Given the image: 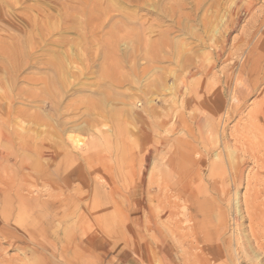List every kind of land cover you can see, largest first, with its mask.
<instances>
[{"label": "rangeland", "instance_id": "obj_1", "mask_svg": "<svg viewBox=\"0 0 264 264\" xmlns=\"http://www.w3.org/2000/svg\"><path fill=\"white\" fill-rule=\"evenodd\" d=\"M262 110L264 0H0V130L54 155L0 163V264H264Z\"/></svg>", "mask_w": 264, "mask_h": 264}, {"label": "bare ground", "instance_id": "obj_2", "mask_svg": "<svg viewBox=\"0 0 264 264\" xmlns=\"http://www.w3.org/2000/svg\"><path fill=\"white\" fill-rule=\"evenodd\" d=\"M258 109V108H257ZM235 110V109H234ZM232 111V110H231ZM261 116L264 120V110L261 111ZM1 125V124H0ZM253 125V124H252ZM7 126V125H6ZM2 127H5V126H2ZM255 127V126H254ZM6 128V127H5ZM248 130V129H247ZM246 130V131H247ZM259 131V130H257ZM260 133V132H259ZM71 136V135H70ZM255 139V138H254ZM25 140H27L25 138ZM25 140H22V141H25ZM69 141L71 142V144L73 145V147L77 148L80 144V141L79 139H76L75 137H69ZM8 143L12 146V152L7 154V155H3L0 153V163L1 162H13L15 161V166H12V168L14 169V167H16L17 163L19 162V169L20 167L21 168H25L26 166H31L33 165L35 168H38L40 165H41V162H43V159H46V160H50L51 162L53 161L54 159V155L53 154H49L47 149L44 147L43 143L38 145L36 142H34V140H31L30 141H27V142H19L17 140H15L14 136L10 135L9 133L5 132L4 129H1L0 130V143ZM253 144H257V143H253ZM262 145V144H261ZM253 146V145H252ZM260 146V145H259ZM261 148V147H260ZM258 148V149H260ZM257 149V148H256ZM257 149V150H258ZM256 150V152H257ZM131 151V150H130ZM250 151V149H249ZM254 155V153H253ZM258 155V153H257ZM256 155V157H257ZM252 157V156H251ZM255 157V156H253ZM252 157V158H253ZM255 159V158H254ZM258 159V158H257ZM256 160V159H255ZM45 162V161H44ZM261 162V161H258V163ZM8 164V163H7ZM262 164V163H261ZM7 166V165H6ZM263 166H264V162H263ZM262 166V167H263ZM11 168V169H12ZM32 168V167H31ZM264 168V167H263ZM28 169V168H27ZM25 170V169H24ZM32 170V169H31ZM45 170V169H44ZM46 174H49L50 176V180H43V177H38V179L41 181L42 185L44 187H51L52 190H48L49 191L48 193H46V195L49 197V198H55L57 199L60 198V197H63V198H67L69 199L68 197V193H69V190L70 188L72 187L71 183L64 177L62 178V183H59L57 182V179L51 175L49 173V169H46ZM11 174V173H10ZM30 175L32 174L31 172L29 173ZM29 174H23L21 176V178H18V177H14L12 179V182L10 186L7 187L8 191L7 193H4V196L6 197L8 192L10 193H14V196H15V199L14 201L11 203L10 200H7L5 201V204H4V208H2V210L4 209L5 211H3L1 213V216L4 218V220L6 222H9L10 219L13 217V214L16 210H19L21 208H24L26 209V212L28 213L29 210L27 211V208H25V202L23 201V199L21 198V191L23 189V186L26 185L27 181L29 180ZM34 174V173H33ZM36 174V173H35ZM34 174V175H35ZM16 175V174H15ZM11 176V175H10ZM42 176V174L40 175ZM32 178V176H30ZM31 180V179H30ZM60 181V182H61ZM10 184V183H9ZM83 185V186H82ZM81 187H78V193L77 196H73L71 197L70 196V199H77V200H80V201H84L86 199V197H89L88 195H86V188L88 186V183H83ZM104 188L106 189L107 191V196L109 197L110 199V202H109V206L110 208H112L113 210H116L118 207H119V203L116 201V195L118 194L119 192V188H117L113 183L111 182H107L105 185H104ZM3 189V188H2ZM10 190V191H9ZM4 192H6V190H4ZM1 195H3V191L0 190V198H1ZM116 197V198H115ZM129 199H131L130 197H128ZM54 199V200H55ZM107 199V198H106ZM57 200H60V199H57ZM4 201V200H3ZM66 203V202H65ZM128 203V202H127ZM132 203V202H131ZM130 204V202H129ZM55 205L57 206H60L61 205V202H56ZM131 205V204H130ZM90 209H91V213L90 215L91 218H87L88 222L92 221L94 223H101L102 219L100 217H96L97 216V213L99 211H102V207H100V205H98V203L95 201V198H93V201L90 203ZM107 207V206H106ZM6 208V209H5ZM104 208V207H103ZM107 211V210H106ZM144 211V210H143ZM121 212V211H119ZM121 214L123 215L120 219V224L124 227H126L128 233L131 235V236H137V233H134V231L131 229V224L130 221L131 220H138L135 218V215H133L132 217L131 216H128V214L126 213H122ZM150 214V213H148ZM105 220V219H104ZM132 223V222H131ZM139 223V222H138ZM81 224V223H80ZM140 226V225H139ZM156 226V225H155ZM154 226V227H155ZM123 227V228H124ZM125 229V228H124ZM145 230V229H144ZM156 230H157V234L162 236V234L160 233L159 229L156 227ZM140 232V231H139ZM140 236L142 238H144V236L142 234H140ZM178 247V246H177ZM64 251V250H63ZM181 251V250H180Z\"/></svg>", "mask_w": 264, "mask_h": 264}]
</instances>
